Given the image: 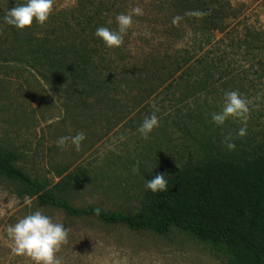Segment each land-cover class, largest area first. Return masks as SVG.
I'll return each instance as SVG.
<instances>
[{
    "label": "rangeland",
    "instance_id": "rangeland-1",
    "mask_svg": "<svg viewBox=\"0 0 264 264\" xmlns=\"http://www.w3.org/2000/svg\"><path fill=\"white\" fill-rule=\"evenodd\" d=\"M77 1L56 5L73 6ZM230 1L244 10L245 24L264 28V0ZM165 21L153 17L134 20L129 29L130 46L137 48L133 57L150 67L142 68V84L130 81L113 93L107 116L100 115L105 105H95L92 97L85 106L77 95L57 93L31 67L0 59V150L19 152L17 165L48 190L59 183L70 184L61 195L76 207L97 206L159 221L161 216L141 207L146 184L156 175L175 174L206 156H250L264 149V73L255 55L246 50L235 52L228 40L216 45L210 56L221 59L215 80L219 92L184 101L180 97L183 88L174 84V75L168 78L167 72L159 76L155 72L153 61L163 58L168 47L174 48V37L166 36ZM222 37L218 34L217 40ZM159 77L168 79L161 83ZM230 91H238L249 101L244 136L238 135L245 127L240 119L230 117L223 126L211 119L222 110L224 94ZM116 102L120 103L115 109ZM115 110L122 113L115 115ZM153 112L159 127L144 139L138 128ZM80 132L86 140L79 151L70 142L63 148L57 146L60 137ZM229 137L235 150L226 146ZM26 198L32 200L31 205L25 203ZM35 210L70 230L67 244L57 254L62 264H229L225 252L183 228L158 234L110 224L94 215L72 217L27 195L23 187L1 175L0 264H34L29 257L14 253L7 228Z\"/></svg>",
    "mask_w": 264,
    "mask_h": 264
},
{
    "label": "trees",
    "instance_id": "trees-1",
    "mask_svg": "<svg viewBox=\"0 0 264 264\" xmlns=\"http://www.w3.org/2000/svg\"><path fill=\"white\" fill-rule=\"evenodd\" d=\"M23 2L0 0V59L31 67L57 93L77 95L85 106L92 97L95 105H105L101 116L108 115L113 93L130 81L142 84V68L150 66L134 59L137 48L130 46L129 31L119 48H108L94 33L100 26L116 30V16L136 7L143 15L133 20H166L165 33L174 37V48L165 49V56L153 63L157 76L162 72H167L168 78L174 75V84L183 88L180 97L184 101L219 92L215 80L221 59L211 57L210 50L227 40L235 52H252L264 73V28L245 24L244 10L230 0H78L73 6L62 7L55 3L43 26L34 22L20 30L5 23L4 16L7 9ZM197 12L203 15H193ZM176 17L180 20L173 23ZM218 34L223 37L217 40ZM159 78L161 83L168 79ZM20 160L19 152L0 150V175L19 184L27 195L72 217L94 215L110 224L158 234L180 227L225 252L229 264H264V149L250 156H206L167 176V192L147 189L142 210L158 214L159 221L97 206L76 207L61 195L70 184L59 183L48 190L45 183L17 165ZM96 209H100L98 215Z\"/></svg>",
    "mask_w": 264,
    "mask_h": 264
},
{
    "label": "clouds",
    "instance_id": "clouds-1",
    "mask_svg": "<svg viewBox=\"0 0 264 264\" xmlns=\"http://www.w3.org/2000/svg\"><path fill=\"white\" fill-rule=\"evenodd\" d=\"M55 3L56 0H24L23 3H18L15 8L7 9L4 22L20 30L31 27L34 22L43 26L54 11ZM142 15L143 10L140 7L134 8L131 13L118 14L116 30L100 26L94 35L108 48L122 47L129 29L133 26V17ZM193 15L202 16L203 14L197 12ZM179 20L180 17H176L173 23H177ZM249 113V101L238 91H230L224 94L222 110L214 112L211 119L218 126H223L230 117L240 119L245 127L239 130L238 135L244 136L247 133L246 124ZM159 123L158 116L153 112L151 116L145 117L138 132L144 139H148L154 128L159 127ZM119 139L123 141L125 137L121 136ZM85 140L86 135L80 132L74 136L60 137L56 143L58 147L63 148L70 142L79 151ZM226 146L229 150L236 148V144L231 142L230 137L226 141ZM133 172H139V169L133 168ZM146 187L153 193L167 192L168 180L165 174H158L147 182ZM25 203L31 205L32 200L26 198ZM95 211L97 215L100 213V209ZM69 231L64 223L55 222L51 216L41 210L32 211L7 228V233L15 245L14 253L29 257L34 264H62V260L57 254L61 247L67 244Z\"/></svg>",
    "mask_w": 264,
    "mask_h": 264
}]
</instances>
